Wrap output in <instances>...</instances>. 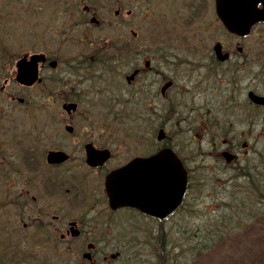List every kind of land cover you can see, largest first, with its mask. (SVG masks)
I'll return each mask as SVG.
<instances>
[{"label":"flooded vegetation","instance_id":"1","mask_svg":"<svg viewBox=\"0 0 264 264\" xmlns=\"http://www.w3.org/2000/svg\"><path fill=\"white\" fill-rule=\"evenodd\" d=\"M133 1L114 0L112 17L125 21L121 11ZM92 3L0 0L2 100L31 88L15 81L19 57L39 56L42 101L75 104L39 117L0 108V264H97V255L111 264L97 247L131 252L144 232L190 228L188 188L164 219L141 210L173 205L162 150L179 158L187 185L205 188L252 158L264 111L250 97L264 96V22L240 35L222 24L217 0H135L138 23L150 29L133 33L130 49L121 35L116 48L92 33L107 23V9ZM197 155L202 169L191 165ZM118 169L121 204L112 206L105 181ZM177 214L187 220L176 222ZM81 243L94 248L88 260L86 250L76 260Z\"/></svg>","mask_w":264,"mask_h":264},{"label":"trees","instance_id":"2","mask_svg":"<svg viewBox=\"0 0 264 264\" xmlns=\"http://www.w3.org/2000/svg\"><path fill=\"white\" fill-rule=\"evenodd\" d=\"M256 156L257 163L247 168L244 179H232L226 184L220 208L208 212L204 224L183 237L188 248H170L168 243L153 247L157 264H172L169 254L173 250L179 255L186 251L191 258L222 248L224 264H260L263 249L259 251L256 245L264 247V148L257 149ZM218 264H223L222 259Z\"/></svg>","mask_w":264,"mask_h":264},{"label":"rangeland","instance_id":"3","mask_svg":"<svg viewBox=\"0 0 264 264\" xmlns=\"http://www.w3.org/2000/svg\"><path fill=\"white\" fill-rule=\"evenodd\" d=\"M95 4L102 5V6H104L107 9V14L105 16H103V17L101 16L102 18L106 19V21H107L106 24L107 25L103 26L99 30L94 29L93 32H92L94 34V36H98V35L106 34V31H110L111 30L110 27H112V25L116 26L115 25V20H114L115 18L112 17L113 9H114V5L113 4H115V3H114V0H106L104 3H102V1L100 0L98 3H95ZM134 5H135V3H128V6L126 7V11L127 10H131L132 11V14L129 16V19H130V23L129 24H131V25H129V28H131L133 31H145V30H148L149 29L148 26H144L143 27V26L138 25L139 24L138 23V19H139L138 16L140 15V8L138 6L137 10H134L133 7H131V6H134ZM99 13H100V10H99ZM112 20L114 21V24H108V21H112ZM106 29H108V30H106ZM127 31H128V29L127 30H121L120 34L122 36H124V37H126V36L129 37L130 33H129V31L128 32ZM106 35H105L104 40H109L107 38L108 35L107 36ZM4 41H5V43H7L6 40H4ZM34 92H38V91H34ZM24 94L27 95V93H24ZM29 95L30 96H35V95H38V94L35 93V94H29ZM31 98L28 97L29 100ZM35 99L38 100L37 97H35ZM35 99L32 98L31 101L34 102ZM54 106H55L57 111L60 110V105L54 103ZM0 107H1V105H0ZM57 111H53V112H57ZM223 190H224V187L221 186L220 191H215V194L217 196H220L219 199H218L217 196H214V198H209V197L206 196V199L202 195L194 196V198L192 199V202H190V220L187 221V224L190 225V228H189L188 231H186L187 233L192 232V234H193L197 230V227H200L201 224H204L205 219L208 216V214H207L208 210H210L212 212L215 209H219V207L221 205V203H220L221 202V198L223 199V196H224V194L226 192L225 191V192H223V194H221L220 192L223 191ZM174 220L175 221L176 220L177 221H181V223H183V221L187 220V218L185 216H182L181 214L180 215L177 214L176 217H174ZM163 239L165 241L168 240L169 243H173V242H175V240L178 239L177 233L168 230L167 233L163 234ZM115 247H118V246H115ZM256 248L259 249V251H261L263 249V252L260 255L259 262H260V264H264V247L263 246L261 247V245L259 243H257ZM74 249L78 253L80 251L79 256H78V258L76 260H78L79 258L81 259V255L80 254L82 253L83 250H85V246H82V243H81V244H78L76 247H74ZM115 251L116 250H113L112 248L97 247L95 249L96 254L105 253L106 255H108V258L110 260H112V262L114 261L113 262L114 264H122V261L119 260L120 257L119 258H115V259L109 257V255L111 253H114ZM97 256L99 257V259H101L100 255H97ZM220 257H221V255L219 254L218 249L217 250L213 249L212 252H207V253L201 254V255L196 254L195 256H193L191 258H189V253H187L186 251H181L179 256H177L175 258H172V259H173L174 264H218V262L220 261ZM116 260H118V261H116ZM69 261H71V260H69ZM69 261L65 262L63 260V262L61 264H76L75 262H69ZM81 261L84 262L83 260H81ZM222 263L224 264L223 258H222ZM53 264H55V263H53ZM138 264H140V261L138 262ZM144 264H147V262L144 261Z\"/></svg>","mask_w":264,"mask_h":264},{"label":"water","instance_id":"4","mask_svg":"<svg viewBox=\"0 0 264 264\" xmlns=\"http://www.w3.org/2000/svg\"><path fill=\"white\" fill-rule=\"evenodd\" d=\"M220 0H218L219 2ZM258 3H216L217 14L223 24L230 30L237 33H245L249 30L252 24L264 20V3L262 8L257 7ZM253 99L258 103L264 104V98L253 96ZM161 153L159 158H165ZM169 159V157H168ZM174 178L178 185L184 186V173L180 165H176ZM174 182V179L171 180ZM176 185L175 187H177Z\"/></svg>","mask_w":264,"mask_h":264}]
</instances>
